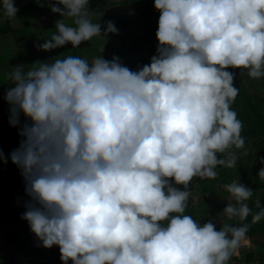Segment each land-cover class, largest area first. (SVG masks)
I'll use <instances>...</instances> for the list:
<instances>
[{
	"label": "clouds",
	"instance_id": "clouds-1",
	"mask_svg": "<svg viewBox=\"0 0 264 264\" xmlns=\"http://www.w3.org/2000/svg\"><path fill=\"white\" fill-rule=\"evenodd\" d=\"M49 4L64 19L37 45L44 51L118 33L112 21L92 22L90 0ZM154 7L158 45L149 64L133 71L118 56H67L26 71L21 64L0 94L21 137L7 155L0 147V165L10 159L19 169L29 197L21 219L37 247H59L62 264H228L251 246L247 223L217 230L185 212L193 178L215 179L218 166L235 167L233 149H245L229 69L264 78V0ZM2 11L12 19L19 9L2 0ZM224 187L235 203L223 213L245 221L254 190L237 181ZM256 207L253 224L264 218L259 200Z\"/></svg>",
	"mask_w": 264,
	"mask_h": 264
},
{
	"label": "rangeland",
	"instance_id": "rangeland-1",
	"mask_svg": "<svg viewBox=\"0 0 264 264\" xmlns=\"http://www.w3.org/2000/svg\"><path fill=\"white\" fill-rule=\"evenodd\" d=\"M121 0H90V5L88 8L89 18L93 23H102L106 26L108 21L116 22H134L136 20V9L130 4H121ZM27 7L26 13L29 16L32 24L36 26L38 19H40L44 14H49L54 19V27L45 34V39L49 40L51 36L55 33V22L57 20L64 19L59 13H53L49 4V0H25L19 7ZM61 7H63L61 5ZM49 15L45 16L42 23L45 24L44 28L50 25L46 24L50 22ZM4 18H0V23L4 22ZM13 26H19V20L16 18L9 19ZM65 22L70 26H75L73 21L69 18H65ZM52 25H50L51 27ZM130 24L126 25V29L117 28L118 33H109L107 37H93L91 41L82 43L80 47L73 48L69 43L65 45L66 48L75 49L80 52L79 57L89 60V62L94 57H104L105 59L111 60L113 56H118L121 61L129 67L131 70L136 71L138 66H143L150 63V58L144 57L135 52L134 46L130 42L132 41L134 35L143 32L142 29L129 27ZM129 27V28H128ZM23 44V41L18 45ZM14 40L13 34H6L0 37V80L4 78L3 69L5 61L8 62L15 56L17 61L21 60L22 49L18 46ZM53 60L55 58H62L66 51L63 47L53 49ZM15 66L21 65L20 62L14 64ZM236 73L234 80V87L239 89V94H242V98L249 97L250 102L255 105L254 108L259 109L260 104L264 101V78L259 80H253L247 76L246 70L243 76L240 75L239 69H231ZM241 99H235V102H239ZM9 105L6 103L3 112H0V131L7 133L14 129L9 125ZM235 112L241 120V107H236ZM8 135V134H7ZM21 137L17 134L16 137H11L7 140L10 147L17 148ZM3 142L1 138L0 147ZM247 151L248 155L243 156L241 153ZM238 155V160L235 167L227 168L228 174L225 180H219L221 175L217 167L218 175L215 179H207L195 177L193 178L190 188L191 196L188 201V208L194 213L197 221L200 220H213L217 223V227H221L222 224L228 223L233 225H242L247 223L250 225V230L252 231L248 238L250 239V247H242L240 249V255L233 256L228 264H254L247 262V256L250 253L254 254L255 260L259 261L261 257L264 256V218H262L258 223H252V216L256 213L255 210V197L254 194L258 191L255 188L261 184V180L258 178V170L264 165L258 163V156L260 155V147L258 142L254 138L247 137L245 139V149L236 150L233 149ZM221 158H224L223 154H220ZM9 163L5 164L8 166ZM22 178V188L18 189L19 195L14 200L12 199L11 184L4 185L0 182V219L4 226L10 228L9 234H14L11 232L18 231L19 233L15 235V239L9 245L3 238H0V260L7 264H34L41 263V260H37L36 257L47 256L49 252L58 246H53L51 249H46L42 246L37 247L39 241L35 235L30 231L28 222L21 219L22 213L25 212V207H23L24 202L29 199L25 193V184ZM234 181L244 183L248 187L254 190L252 198L245 203L251 208V213L245 221H240L238 218L236 220H229L227 216L223 213V209L227 204L235 203V200L226 191L225 185L230 184ZM182 187V186H181ZM14 201V202H11ZM16 218L18 220H16ZM30 254L33 256V260H28L23 254ZM37 253L39 255H37ZM50 257V256H49ZM39 259V258H38ZM41 259V258H40ZM44 259V258H42ZM51 260V259H49ZM43 263H49V261H44ZM54 264V263H53Z\"/></svg>",
	"mask_w": 264,
	"mask_h": 264
},
{
	"label": "trees",
	"instance_id": "trees-1",
	"mask_svg": "<svg viewBox=\"0 0 264 264\" xmlns=\"http://www.w3.org/2000/svg\"><path fill=\"white\" fill-rule=\"evenodd\" d=\"M25 0H14L15 6L19 9V11L16 14V19L19 21V26H13V24L10 23L9 18L6 17V15L2 11V0H0V18H4V22L0 23V37L6 35V34H13L14 40L16 44L18 45V42L20 43L23 41V44H20L18 46L22 49V56L21 60L17 61L15 56L8 62H4L5 69H3L4 78L0 80V94L3 93V91H6V89L10 86L14 85V81L9 79V73L14 72L15 65L17 62H20L22 65L25 66V71L30 68L33 64L38 62H51L53 60V54L54 50L50 51H44L37 47L39 44H43L45 39V34L48 33L51 28L54 27V19L49 14H44L43 16L38 19L37 25L34 26L29 18V16L26 13L27 7H19L20 4ZM121 4H130L131 6H134L136 9L137 15L136 20L134 22H116L114 23L116 28H124L126 29V25L130 24L129 27L133 28H139L142 29L143 32L140 34L134 35L132 41H127V43L130 45V42L134 46L135 52L137 54H140L144 57H148L151 60V57L156 54V48L158 45V40L156 37V32L158 30V20L160 16V12L155 9L154 7V0H121ZM49 15L50 22H47L46 24L52 25L50 27L47 26L44 28L45 24L42 23V20L45 16ZM128 27V28H129ZM64 50L66 51L65 55L61 58L64 59L67 56H79L80 52L75 49L66 48L63 46ZM231 71V69H229ZM236 99H241L239 102H233L231 104V109L235 111L236 107H241V121L243 123V129L241 132V135L244 139L247 137L254 138L260 147V155L264 156V101L260 104V108H254L255 105H253L250 102L249 97H243L242 94H238ZM6 102H3L0 100V112H3L5 108ZM239 119V117H238ZM0 124L2 125V121H0ZM8 134V135H7ZM18 134V129L14 128L10 130L9 132L3 133L0 131V141L1 138L3 139V142L1 144V147L4 151V153L7 155L9 154L15 147H10L8 145L7 140L11 137H16ZM220 155V154H219ZM221 158V156H220ZM8 166H5V164L0 165V182H2L4 185H7L8 183L11 184V189H7V191H11L12 193V199H16L19 195L18 189L22 188V176L20 174L19 169L16 165H14L11 160H8ZM220 176L219 180H225L227 177L228 171L227 167L218 166ZM258 190L255 194V210L256 213L260 211L256 207V201L259 200L261 208H264V181H261V184L255 188ZM18 194V195H17ZM16 201V200H15ZM11 202H14L11 200ZM24 207V205H23ZM186 215L192 216L195 220H197L194 216V213L190 210H186ZM16 220H18L16 218ZM207 220H200L198 222H206ZM10 227L4 226L2 220L0 219V235L1 237L8 243H12L15 239V235L19 233V230L13 231L11 229V232L14 234H9L8 229ZM220 228L217 227V230ZM252 231L249 228V231L247 233V236ZM60 251L58 248H55L52 253L49 252L48 259L52 264H62V261L60 259ZM45 256V254H44ZM50 256V257H49ZM255 257L253 253H250L247 256V262L254 261ZM0 264H4L0 260ZM69 264H71V261H69Z\"/></svg>",
	"mask_w": 264,
	"mask_h": 264
},
{
	"label": "crops",
	"instance_id": "crops-1",
	"mask_svg": "<svg viewBox=\"0 0 264 264\" xmlns=\"http://www.w3.org/2000/svg\"><path fill=\"white\" fill-rule=\"evenodd\" d=\"M0 238H2L1 237V235H0ZM6 244H10V243H8V242H6ZM24 256H26L27 257V259L28 260H33L32 258H33V256L32 255H30L29 253L27 254H23ZM37 255H39L38 253H37ZM39 258V259H38ZM41 258V259H40ZM42 258H44V259H42ZM36 259L37 260H41V263H39V264H48V263H43L44 261H49V259L47 258V256H41V255H39V257H36ZM260 260H264V256L263 257H261L260 258ZM259 260V261H260ZM49 263L50 264H52L50 261H49ZM249 263H254V264H256L257 263V261H251V262H249ZM4 264H7V263H4ZM12 264V263H11ZM30 264H34L33 262H31ZM239 264V263H238Z\"/></svg>",
	"mask_w": 264,
	"mask_h": 264
},
{
	"label": "built area",
	"instance_id": "built-area-1",
	"mask_svg": "<svg viewBox=\"0 0 264 264\" xmlns=\"http://www.w3.org/2000/svg\"><path fill=\"white\" fill-rule=\"evenodd\" d=\"M256 264H264V260L257 261Z\"/></svg>",
	"mask_w": 264,
	"mask_h": 264
}]
</instances>
